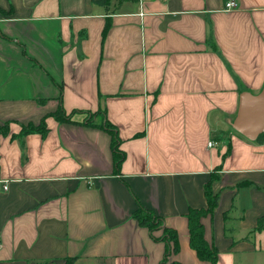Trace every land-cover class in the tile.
I'll use <instances>...</instances> for the list:
<instances>
[{
	"label": "crops",
	"instance_id": "crops-1",
	"mask_svg": "<svg viewBox=\"0 0 264 264\" xmlns=\"http://www.w3.org/2000/svg\"><path fill=\"white\" fill-rule=\"evenodd\" d=\"M236 1L0 0V264H209L187 213L213 176L217 264H264V143L232 126L264 87V0ZM99 109L121 174L103 115L84 123ZM44 118L46 136H17ZM139 206L178 232L166 263Z\"/></svg>",
	"mask_w": 264,
	"mask_h": 264
},
{
	"label": "trees",
	"instance_id": "trees-1",
	"mask_svg": "<svg viewBox=\"0 0 264 264\" xmlns=\"http://www.w3.org/2000/svg\"><path fill=\"white\" fill-rule=\"evenodd\" d=\"M108 0H93L94 4L106 5ZM0 14H8L7 11L0 9ZM109 24L106 25L104 29V34L108 30ZM80 111H73L72 113L67 114V112L63 109L62 105L55 110V113H51L50 116H53L57 120L61 122H70L71 116L74 113ZM102 116V122L99 124L104 129H106L112 139V153H113V168L115 174H121V165L126 158V153L120 150V142L121 139L118 135V128L116 125L111 124L108 120L105 119V111L103 109H99L96 113L88 112L84 123L91 124L94 126H98L95 124L94 117ZM22 131L19 137L23 138L29 133H39L43 136H46L49 132V127L46 123V118L42 119L38 125L33 123L22 125ZM0 134L8 135V127L7 125L0 127ZM257 143H264V132L260 134L257 140ZM24 145V144H23ZM229 154V153H228ZM228 154L224 155L227 156ZM216 179V177H212L210 183L205 186V195L207 197V205L202 208H189V212L187 213V219L189 224V239L191 247L196 251L199 258L203 261H208L209 264H217L219 259V253L215 245L211 244L205 238V225L202 223V219L214 213L215 208L218 205L219 194L215 193L212 188V181ZM226 216V214H225ZM134 217L138 220V223L144 226H148L151 233H154L155 230L164 228L163 234L161 237L156 238L157 240H165L166 241V257L163 263H166L168 259H166L171 250L175 252L179 249V239L178 232L174 229H171L164 225V219L161 216H158L154 211L144 208L143 206H139V208L134 213ZM171 264H180L179 262L171 263Z\"/></svg>",
	"mask_w": 264,
	"mask_h": 264
},
{
	"label": "water",
	"instance_id": "water-1",
	"mask_svg": "<svg viewBox=\"0 0 264 264\" xmlns=\"http://www.w3.org/2000/svg\"><path fill=\"white\" fill-rule=\"evenodd\" d=\"M232 126L238 133L253 141L264 132V87L259 94L250 91L241 94L239 110Z\"/></svg>",
	"mask_w": 264,
	"mask_h": 264
},
{
	"label": "built area",
	"instance_id": "built-area-1",
	"mask_svg": "<svg viewBox=\"0 0 264 264\" xmlns=\"http://www.w3.org/2000/svg\"><path fill=\"white\" fill-rule=\"evenodd\" d=\"M226 4V10H230V9H235L238 7L237 1L236 0H227ZM213 142H210L209 145H213ZM5 188L7 189L8 186H5ZM3 244H1V240H0V249L2 248Z\"/></svg>",
	"mask_w": 264,
	"mask_h": 264
}]
</instances>
